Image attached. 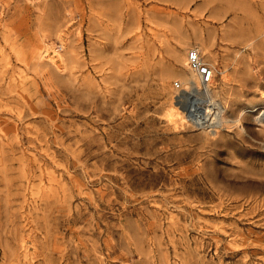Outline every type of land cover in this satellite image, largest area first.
<instances>
[{
    "label": "rangeland",
    "instance_id": "374dc122",
    "mask_svg": "<svg viewBox=\"0 0 264 264\" xmlns=\"http://www.w3.org/2000/svg\"><path fill=\"white\" fill-rule=\"evenodd\" d=\"M192 46L264 101V0H0V264H264L256 113L164 116Z\"/></svg>",
    "mask_w": 264,
    "mask_h": 264
},
{
    "label": "built area",
    "instance_id": "2783aa9c",
    "mask_svg": "<svg viewBox=\"0 0 264 264\" xmlns=\"http://www.w3.org/2000/svg\"><path fill=\"white\" fill-rule=\"evenodd\" d=\"M186 55L187 68L194 73L196 82L190 81L183 85L179 80H174L173 100L182 109L186 122L191 127L209 132L227 129L229 120L223 117L225 106L210 91L214 68L196 47L190 48Z\"/></svg>",
    "mask_w": 264,
    "mask_h": 264
},
{
    "label": "bare ground",
    "instance_id": "6f19581e",
    "mask_svg": "<svg viewBox=\"0 0 264 264\" xmlns=\"http://www.w3.org/2000/svg\"><path fill=\"white\" fill-rule=\"evenodd\" d=\"M64 43V42H63ZM192 47H196L198 48L197 46H192ZM190 47V48H192ZM189 48V49H190ZM49 49V48H48ZM188 49V50H189ZM199 49V48H198ZM54 50V49H53ZM56 50V49H55ZM187 50V51H188ZM46 54V53H45ZM48 54V53H47ZM187 54V52H186ZM39 57H43V55L39 54ZM60 58H61V55H60ZM49 61L54 64L55 66H58L55 58H48ZM186 59H187V55L185 56V59H183V64L186 66V69L188 70V72L192 75L191 77V80L189 81H186L185 84H183V82H181L183 85H186L188 82L190 81H195L196 82V77L194 75V73L189 70L187 68V64H186ZM213 68L214 66L208 62ZM60 64V63H59ZM62 65V64H61ZM63 68V67H62ZM58 69V68H57ZM214 73H215V68H214ZM222 73V72H221ZM215 76V75H214ZM226 77L225 74H222V79L224 80ZM213 82V81H212ZM210 91H211V94H215L214 92V88H213V85L211 84V88H210ZM262 95V96H261ZM214 96V95H213ZM261 97H263V92L262 94H260ZM215 97V96H214ZM260 97V98H261ZM217 100L218 98L215 97ZM174 101V100H173ZM220 101V100H219ZM175 102V101H174ZM221 102V101H220ZM176 103V102H175ZM225 106V105H224ZM244 113H251V114H254L256 113V115L254 116V119L259 123V125L261 124L262 125V130L264 132V101L260 99V101L258 102H253L252 104H249L245 107H243L242 109H240L238 111V114L235 118H230L227 116L226 114V110H225V115L223 116L225 120H229V121H232L234 123L237 124V126L239 127V129L242 131V132H246L245 128L243 127L242 123L240 122V117L244 114ZM164 116H165V119L166 121L173 125V126H181V124L183 125L184 123H186V118H185V115L182 111V109L180 107H178L177 105H175L173 102L170 103L169 106L166 107L165 111H164ZM226 116V117H225ZM228 121V122H229ZM233 123V124H234ZM231 126V125H230ZM207 131V130H206ZM218 131V130H217ZM217 131L214 132V134L216 133L217 134ZM209 132V131H208Z\"/></svg>",
    "mask_w": 264,
    "mask_h": 264
}]
</instances>
